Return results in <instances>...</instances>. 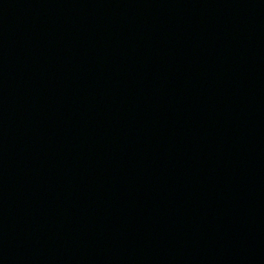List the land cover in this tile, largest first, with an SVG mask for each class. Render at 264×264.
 Here are the masks:
<instances>
[{"label":"water","instance_id":"95a60500","mask_svg":"<svg viewBox=\"0 0 264 264\" xmlns=\"http://www.w3.org/2000/svg\"><path fill=\"white\" fill-rule=\"evenodd\" d=\"M0 264H264V0H0Z\"/></svg>","mask_w":264,"mask_h":264}]
</instances>
